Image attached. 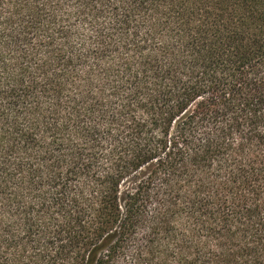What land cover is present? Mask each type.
<instances>
[{"label": "trees", "instance_id": "16d2710c", "mask_svg": "<svg viewBox=\"0 0 264 264\" xmlns=\"http://www.w3.org/2000/svg\"><path fill=\"white\" fill-rule=\"evenodd\" d=\"M0 264H264V0H0Z\"/></svg>", "mask_w": 264, "mask_h": 264}]
</instances>
